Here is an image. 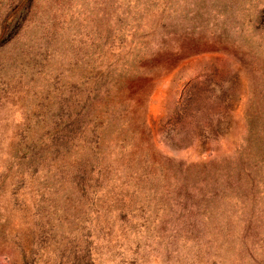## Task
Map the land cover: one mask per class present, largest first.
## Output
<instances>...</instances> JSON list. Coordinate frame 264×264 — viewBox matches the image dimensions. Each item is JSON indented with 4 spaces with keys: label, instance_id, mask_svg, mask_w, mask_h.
I'll return each instance as SVG.
<instances>
[{
    "label": "rangeland",
    "instance_id": "374dc122",
    "mask_svg": "<svg viewBox=\"0 0 264 264\" xmlns=\"http://www.w3.org/2000/svg\"><path fill=\"white\" fill-rule=\"evenodd\" d=\"M0 264H264V0H0Z\"/></svg>",
    "mask_w": 264,
    "mask_h": 264
},
{
    "label": "trees",
    "instance_id": "16d2710c",
    "mask_svg": "<svg viewBox=\"0 0 264 264\" xmlns=\"http://www.w3.org/2000/svg\"><path fill=\"white\" fill-rule=\"evenodd\" d=\"M15 20H17V19H15ZM16 23H17V22H16ZM256 114H261V113L258 112V113H256ZM256 114H255V115H256ZM260 119H261V118L257 119L256 121L259 122Z\"/></svg>",
    "mask_w": 264,
    "mask_h": 264
}]
</instances>
